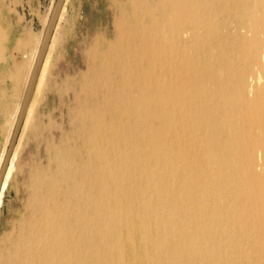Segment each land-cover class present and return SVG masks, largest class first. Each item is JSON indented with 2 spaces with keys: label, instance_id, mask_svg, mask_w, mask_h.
Listing matches in <instances>:
<instances>
[{
  "label": "bare ground",
  "instance_id": "bare-ground-1",
  "mask_svg": "<svg viewBox=\"0 0 264 264\" xmlns=\"http://www.w3.org/2000/svg\"><path fill=\"white\" fill-rule=\"evenodd\" d=\"M195 1L109 0L112 31L106 32L103 37L94 38L85 51L84 70L74 78L66 79L57 88L61 97L67 96L72 101V109L67 114L69 134L62 131V126H55L51 119L47 123L45 117L40 120L41 131L51 135L57 129L62 137L57 142L49 141L48 137L44 139L48 164L45 168L34 166L28 174L26 191L30 200H26L29 202L26 215L29 218L23 215L25 219L18 224V228L14 225L15 237L6 239L4 264H237L233 261L239 257L231 261L221 253L203 249L206 244L202 245V235L198 228L203 224L206 230L210 229L207 221L218 212L222 220L216 218L218 221L215 227L230 223L229 216L224 213L225 206L221 204L223 201L220 202L227 200L230 188L217 187L212 182L207 189L210 193H206L203 184L210 177L218 178L220 171H223L221 166H225L226 179L230 181L228 184L238 183L236 195L240 199L241 211H253L260 219L264 216V0H199L198 7ZM63 5L25 107L19 133L21 128L24 131L31 120L30 116L40 105L44 95L42 86H46L45 75L52 73L54 66L50 64L54 43L57 36H64L63 28L69 24L68 21L62 26L60 24L64 16ZM137 13L147 16L155 14L157 17L150 20V23H144ZM253 17L259 20H245ZM240 18L244 20L240 22ZM41 38L42 35L30 59L23 96L12 119L13 126ZM104 114L109 118L107 126L102 119ZM135 117L141 121L142 130H151L146 136V142L136 147L127 135L119 132L123 133L129 126L125 122H133L131 120ZM100 123L102 127L108 128L106 130L119 133L121 137L118 141L120 139L123 147L132 145L131 148H141L143 151L155 147L157 151L160 148L155 144L161 139L164 142L168 140L169 150L171 148L174 156L172 159L180 165L181 172L186 174L188 168L189 174L194 176L190 179L195 188V192L191 191L194 197L197 200L202 197L204 200L205 193L208 197L213 196L210 199L214 198L213 194L217 195V200L207 207L206 217H201L197 205L195 208L191 206L187 209L190 215L186 218L191 222V227L167 225L165 231L160 232L159 226L162 229L165 227L160 220L163 211H166V219L170 223L174 219L173 212L179 214L186 208L177 207L174 210L170 206L171 201L168 202V199L171 197H167L166 182L155 180L156 175L150 171V165L147 166L142 156L132 160L138 169L141 166L137 180L141 187L136 193L128 192L124 196L116 192L113 180L115 175L112 176L113 173L108 171L103 175L98 173L101 187L91 193L87 206L82 208L84 210L79 214L76 212L77 227L73 231L64 232V220L57 211L60 205L52 204L53 199L50 198L49 187L56 181L53 172L66 165L69 156L75 154L77 149L81 150L84 141L82 137L87 135L88 130H91V134L98 132ZM185 128H188L189 134L187 150L191 153L182 152ZM6 149L0 157V167ZM17 153L18 144L15 143L2 182L0 205L3 192L11 179ZM100 159L105 161L106 158ZM97 160V164L101 163ZM74 162V159L73 162L71 160V163ZM232 173L237 175L236 180ZM178 174L175 176L178 177ZM249 185L256 192V202L250 206L246 191ZM145 198L149 201H144ZM70 220L72 222V218ZM259 224L264 226L261 221ZM42 228H45V234L41 233ZM244 256H240L243 264H248L249 259L247 261Z\"/></svg>",
  "mask_w": 264,
  "mask_h": 264
},
{
  "label": "rangeland",
  "instance_id": "rangeland-1",
  "mask_svg": "<svg viewBox=\"0 0 264 264\" xmlns=\"http://www.w3.org/2000/svg\"><path fill=\"white\" fill-rule=\"evenodd\" d=\"M53 1L54 0H0V157L4 153L5 151L4 149L7 147V144L9 142L8 141L10 137L9 134H11V130H12L11 128H13L12 119L16 113L18 104L20 103L21 98L23 96V92L29 72V65L31 62L30 59L38 43L39 38L43 33V29L46 24L47 18L49 16V12L53 4ZM197 4L199 6V0L195 1V6H197ZM63 9H64L63 10L64 16L60 20V24L62 26L67 21L69 22V24L67 25V27H65V29L63 28L64 36H62L61 34L59 37L57 36V39L54 43L52 49L53 52H51V57H50V64L54 66L52 73H48V74L46 73L45 75L46 86L45 87L44 85L42 86L43 88L42 92H44V95L42 97V100H40V105L34 111V114L30 116L31 120L28 122L27 127L24 129V131L21 128V131L19 133L18 139L16 141V145L18 144V153L14 160V169L12 171L11 179L8 182L7 187L5 188L1 199L0 264H4L3 260H4V252H5L4 250L7 243L6 239L9 240L10 238L12 239L13 237H15L14 235L16 232V228H18L19 226L18 224H20L21 221L24 220L25 218L27 217L29 218V216L26 215L28 214L26 208L29 204V202L26 200H30L29 197L27 198L28 193L26 191L27 190L26 181L28 180L29 172L34 169V166L45 168V165L47 166L48 164L47 156L45 153L44 139L48 137L47 139L49 141L57 142L61 136V133H59L57 129L53 131L51 135H48L46 132L41 131L40 120L43 117H45V123H47V120L51 119L55 122L56 124L55 126L58 127L62 126V131L65 132L66 134H69L70 122H69V116H67V114L69 112V109H72V105H71L72 101H70L69 98H67V96L61 97L57 91V88H59L60 85H62V83L66 79L74 78L84 70L85 51L89 48V45L92 44L94 38L103 37V35L106 32L108 33V31L109 32L112 31L111 30L112 9L109 7V0H65ZM141 14L143 17L141 16ZM141 14L137 13L136 15L139 16V18H143L141 20L142 21L144 20L143 21L144 23H148V22L150 23V20L156 19L157 17L155 14H153L152 16H147L146 14L144 15L143 13ZM144 16L146 19H144ZM240 19H239L240 22L244 20V18H240ZM248 19L259 20L258 17L246 18L245 20ZM102 116H103L102 119L104 121V125H106V123L109 121V118L105 114ZM33 118H34V122H32ZM138 120L139 119L137 117L131 120L133 122H129L127 120H126L127 122H125L123 119V122H125L127 126L128 125L129 126L125 130H123V133L119 131L121 135L122 134L127 135L129 140L133 142L132 145H134L135 147L140 143L144 144V142H146V136L151 131L150 129L142 130V128H140L142 127L140 126L141 121ZM99 126H100L99 128L100 130H98V132H96L95 134L94 133L91 134V130H88L87 135L85 134V136L82 137L84 138L83 140L85 141V143L83 141V145L85 144V148H83L82 145V148L80 149L82 151L84 150V152L77 149L75 151V154L73 153L71 156H69L70 157L69 161L67 162L66 165H64L65 167L68 166L66 167L69 169V170L67 169V173L65 172L66 168L64 166L57 168L58 170H56V172L54 170L55 173L53 172L54 175L56 174L55 175L56 181L53 182L51 187H49V190L51 191L50 198L51 200L53 199V201H51L52 204L60 205L59 210L57 211L62 221L64 220L63 221L64 226L67 228L66 229L64 227L63 229L64 232L65 231L68 232L69 230L73 231L74 228L77 227L78 224L75 221V215L83 211L84 210V209L82 210L83 207L85 208L87 206L86 204L88 203L87 201L88 198H90L91 193H93L95 190L101 187L100 181L98 180L99 174L103 175L108 171L110 173H113L111 174L112 176L115 175L113 176L114 177L113 180L114 183L116 184L115 185L116 192H121L124 196L126 195L125 193L128 192L129 193L131 192L132 194H134V192L136 193L137 190L141 187L140 185L137 184V180L139 179L138 174L141 172L140 170L141 166H138L139 167L138 169L137 166L133 164L132 160L143 156L147 166L150 165L149 166L150 171H152L153 174L156 175L155 180L156 181L161 180V182L164 181L166 182L167 191L166 190L165 191L167 192V197L173 198V199L171 198L168 199V202L171 201L169 202L170 206H172L174 210H177V207L186 208L184 212L181 213L179 212L180 215L172 211L173 212L172 214H175L174 219L171 221L172 223L167 222L166 219L167 213L166 211H163L161 214L162 219L160 220L165 225V227L162 229L159 226L160 232H162V230L165 231L167 225L177 226L179 224L182 226L190 225L189 227H191L192 226L191 222H189L186 219L187 216L190 215V212H188L187 209L192 207L195 208L196 205L200 208L201 217L202 218L206 217L205 211L207 212V207L212 206L213 202L217 200L216 194H213L214 195L213 199H210L212 195H209L208 197V194H206V193H210L209 191H207V189L209 190V185L213 182L212 184H215L217 187H223L225 189L230 188L231 193H229V195L226 196L227 200L226 199H224L225 201L220 200V202L223 201L221 203L223 207L225 206L224 208L225 211L224 210L223 211L226 215L229 216L228 220L230 221V223L221 226L220 228L215 227L214 224H216L218 220H222V218H220L219 216L220 212H218L217 214L214 215V217L213 216L211 217L210 221H207V223L211 226L210 229L206 230L205 228L206 225L201 224L202 226H200L198 229L202 235L201 238L203 240L202 245L205 244L207 245V246L206 245L203 246V249L207 248L205 249L206 251H213V253H221L225 255L228 260L231 261L239 257L238 258L239 260L237 259L233 261L236 262L237 264H243V258L241 257H243L244 254H245L244 257H246L247 261L249 259L248 264H264V226L259 224L260 221L262 222V224H264V216H262L261 219L258 217L259 218L258 219L253 211H248V210L241 211L240 199H238L236 195V193L238 192V187H237L238 183H235L233 185L228 184L230 183V181H227L226 179L227 175H226L225 166H221L223 171H220V174L224 173L222 175L225 178L220 174L217 176L218 178L213 179V177H210L207 181L203 183L205 185L204 188L207 191L204 194V200H202V197L198 198L197 200L194 197V195L191 193V191L195 192V188L191 185L190 182V179H192V177L194 176L192 174H189L190 171L188 170V168H186V174L185 172H181L182 168L180 167V165L176 164V160H173L174 156L171 148L169 150L170 144L168 140H166L167 142H164V140L161 139L159 143L157 142V144L155 145L157 146V148H160L157 151L155 147L154 149L151 148V149H147L146 151L141 150V148H131L132 145L131 146L124 145L123 147V145H120V139L118 141V138L121 136L119 135V133L115 132L116 130H112V132L110 130H106L108 128L102 127L101 123L99 124ZM184 130L186 131L185 132L186 134L183 136L185 143H183L184 148L182 152L191 153L190 150H187L188 140H189V134H187L188 128L187 129L185 128ZM106 135H108L109 137ZM143 135H144V140H143ZM137 140L140 141L138 142ZM95 143H97V145ZM115 145H116V149H115ZM114 149L116 150V152ZM61 150L62 151L64 150V146L61 147ZM109 152L110 153L112 152L115 156L112 153L109 154ZM76 157H78L77 160ZM96 157H98L97 158L98 160L96 159ZM100 158L102 159L106 158V159L105 161L104 160L102 161ZM73 159L75 162L71 163V160L73 162ZM94 159L97 160L98 163L99 162L101 163L97 164ZM84 162L87 164H85ZM94 163H96L95 166ZM88 166L90 169H88ZM73 168H75L74 169L75 171L73 170ZM165 169L167 171H165ZM76 171L77 172L80 171V173L78 172L79 173L78 174ZM95 171H96L95 174H97L96 176L93 174V172ZM137 171L139 172L137 173ZM180 172L182 175L180 174ZM177 173H179L178 177L175 176ZM67 174L70 176V178ZM57 175L60 176L58 177L60 178V180L57 178ZM231 175L236 180L237 175L235 176L234 173H232ZM80 176H82V179ZM65 177H67L68 179ZM179 177H181L180 180ZM61 178L63 179V182L61 181L62 180ZM115 178H117V180ZM66 179L68 182L66 181ZM177 180L180 181L181 183L179 182L180 184H178ZM59 182L61 184H59ZM80 183L82 184V186ZM57 185L59 186L61 185L64 187L60 186L59 188V186ZM92 188L93 190H91ZM246 191L249 194L247 203L250 206L251 204L256 202V195L254 194L256 192L254 190V187L250 185L249 188L246 189ZM84 192L87 193L85 194ZM68 194L72 197H70ZM58 195L59 196L61 195V197H59ZM235 198L237 199V201ZM146 199L147 198H145L144 201L148 202L149 200ZM193 199L195 200L193 201ZM75 204L77 205V207L80 204V206L78 207L79 209H77ZM67 206H69V208H67ZM235 207H236V211H235ZM23 215H25L24 216L25 218L23 217ZM181 215L184 218H182ZM71 218H72V222L70 220ZM244 220L245 223H243ZM201 222L203 223V221ZM69 224H71L72 226ZM237 224H239V226ZM14 225L16 226V228ZM231 225L233 226L230 227ZM44 229L45 228L41 229V233L44 232L43 234L46 233ZM213 230L216 231L214 232ZM207 236L209 237V240H207L208 239ZM235 237L237 238L235 239ZM234 247H236V251ZM220 248L223 250H221ZM242 251H243V256H242ZM232 253L234 255H232ZM232 256L235 257L233 258Z\"/></svg>",
  "mask_w": 264,
  "mask_h": 264
},
{
  "label": "water",
  "instance_id": "water-1",
  "mask_svg": "<svg viewBox=\"0 0 264 264\" xmlns=\"http://www.w3.org/2000/svg\"><path fill=\"white\" fill-rule=\"evenodd\" d=\"M63 2H64V0H54L53 5L50 9L46 24L44 26L41 42H40L39 49H38L37 55L35 57V61H34L30 76H29L27 88L25 90V94H24V97H23V100L21 103V107H20L19 113L17 115L16 121L14 123L13 130L11 132V136H10V139H9V142L7 145L4 160H3L1 167H0V191L2 188V182H3L4 175H5V171H6L7 166H8L9 157H10L11 151L13 149V146L16 143V140H17V137L19 134V130H20L23 115H24V110H25V107H26L27 102L29 100V97L31 95L33 86L35 84V80H36L37 74L39 72V68L41 66L44 55L46 53L47 46L49 44L50 37L53 33V29L55 27L59 13L61 11V7L63 5Z\"/></svg>",
  "mask_w": 264,
  "mask_h": 264
}]
</instances>
